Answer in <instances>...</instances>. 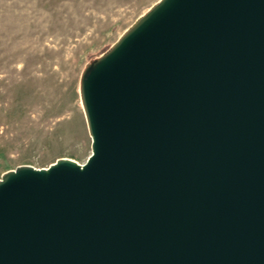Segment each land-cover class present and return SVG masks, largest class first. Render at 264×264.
<instances>
[{
  "label": "water",
  "instance_id": "95a60500",
  "mask_svg": "<svg viewBox=\"0 0 264 264\" xmlns=\"http://www.w3.org/2000/svg\"><path fill=\"white\" fill-rule=\"evenodd\" d=\"M80 73L90 153L0 175V264H264V0H156Z\"/></svg>",
  "mask_w": 264,
  "mask_h": 264
},
{
  "label": "rangeland",
  "instance_id": "374dc122",
  "mask_svg": "<svg viewBox=\"0 0 264 264\" xmlns=\"http://www.w3.org/2000/svg\"><path fill=\"white\" fill-rule=\"evenodd\" d=\"M155 1L0 0V175L86 160L80 72Z\"/></svg>",
  "mask_w": 264,
  "mask_h": 264
}]
</instances>
